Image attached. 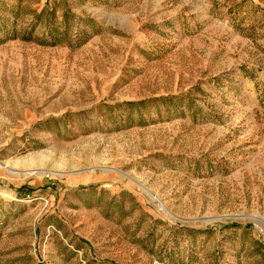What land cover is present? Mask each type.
<instances>
[{
    "label": "rangeland",
    "instance_id": "rangeland-1",
    "mask_svg": "<svg viewBox=\"0 0 264 264\" xmlns=\"http://www.w3.org/2000/svg\"><path fill=\"white\" fill-rule=\"evenodd\" d=\"M0 264H264V0H0Z\"/></svg>",
    "mask_w": 264,
    "mask_h": 264
},
{
    "label": "bare ground",
    "instance_id": "bare-ground-1",
    "mask_svg": "<svg viewBox=\"0 0 264 264\" xmlns=\"http://www.w3.org/2000/svg\"><path fill=\"white\" fill-rule=\"evenodd\" d=\"M0 195L6 197L8 199H14V196L9 194V193H7V192H5V193L4 192H0Z\"/></svg>",
    "mask_w": 264,
    "mask_h": 264
},
{
    "label": "built area",
    "instance_id": "built-area-1",
    "mask_svg": "<svg viewBox=\"0 0 264 264\" xmlns=\"http://www.w3.org/2000/svg\"><path fill=\"white\" fill-rule=\"evenodd\" d=\"M260 233H261L262 241H263V243H264V230L261 229Z\"/></svg>",
    "mask_w": 264,
    "mask_h": 264
}]
</instances>
